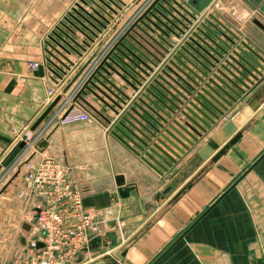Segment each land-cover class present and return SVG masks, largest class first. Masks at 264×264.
Segmentation results:
<instances>
[{
	"label": "crops",
	"instance_id": "1",
	"mask_svg": "<svg viewBox=\"0 0 264 264\" xmlns=\"http://www.w3.org/2000/svg\"><path fill=\"white\" fill-rule=\"evenodd\" d=\"M164 1L190 21L183 35L165 38L173 47L212 15L264 59V32L251 23L256 13L247 0H173L178 8ZM102 2L111 10L104 8L109 17L101 15L102 27L86 18L91 27L73 13L79 5L94 9L87 0H0V232H9L0 238V264H11L20 251L16 235L25 240L30 234L39 201L23 196V171L43 159L67 169L82 205L100 218L96 246L70 264H264V72L178 159L156 172L141 161V152L114 136H120L113 129L118 116L92 94L85 91L82 98L108 124L82 105L77 107L89 120L59 122L84 75L153 0ZM72 17L87 28L82 32L90 39L73 30L71 37L83 48L73 47L79 56L53 35L63 38L56 28L68 34L60 24L71 29L66 20L76 25ZM259 20L264 25L263 17ZM157 34L154 30L150 36ZM49 38L68 50L63 55L70 64L51 51L48 45L62 53ZM159 60L147 77L130 66L143 80L122 66L140 83L128 80L136 91L111 74L112 83L130 99L120 110L106 101L118 115L164 70L167 54ZM56 96L59 101L31 131ZM26 131L32 145L3 168Z\"/></svg>",
	"mask_w": 264,
	"mask_h": 264
},
{
	"label": "water",
	"instance_id": "2",
	"mask_svg": "<svg viewBox=\"0 0 264 264\" xmlns=\"http://www.w3.org/2000/svg\"><path fill=\"white\" fill-rule=\"evenodd\" d=\"M87 1L95 10H92V15L86 12V16L96 25L102 27L99 20L103 22L105 20L101 15L109 17L104 8L108 11L111 10L101 0H96L100 5L93 0ZM169 1L176 8L179 7L173 0ZM247 2L255 9L256 13L255 17L251 19V23L264 32V25L259 20L262 17L264 19V0H247ZM81 3L84 2L81 1ZM183 13L190 20H194V17L187 12L183 11ZM208 18L209 21L199 23L184 41L173 47L165 38L171 35L177 39L178 34L183 35V31H187L190 21L169 6L166 1L153 0L122 32L85 77L61 118L71 110L72 104H76L87 107L105 124L109 123L107 118L83 100L82 96L86 91L92 94L106 109L118 116L113 129L121 137L116 134L114 136L128 149L133 151L125 141L141 152L140 159L146 166L156 172H158L157 168L163 169L162 165L169 166L183 154L186 145H191L200 133H203L218 119V116L222 115V112L226 111L230 103L234 102V99L243 92V89H246L247 85H251L252 81H256L257 77H261L264 72L263 58L246 43L239 41L237 35L212 15H208ZM82 20L91 26L85 18ZM66 22L74 31L90 41L77 26L67 20ZM75 23L87 31L83 24L76 20ZM60 25L70 36L60 28H56L65 40L57 34H53L54 37L66 49L79 56L80 54L73 47L80 51H83V48L71 37L74 35L73 30L63 24ZM154 30L158 32L155 39L150 36ZM49 41L62 53L48 45L51 51L66 64H70L63 55H68V50L52 38H49ZM81 44L86 46L83 41ZM168 49L170 52L167 51ZM48 54L59 65L65 67L55 56L51 53ZM163 54H167L164 70H161L142 89L138 97L130 103L128 111L118 115L107 102L120 110V105L124 106L125 101H130V99L124 94L122 87H117L112 83L111 74H115L126 86L136 91L134 85L140 87V83L123 67L143 80L131 67L142 76L147 77V72H151L150 67H156V63H159V59L163 58ZM66 90L67 88L64 92ZM59 99L60 97L56 96L51 101L46 110L34 122L30 128L31 131L36 128ZM26 147L28 146H25L23 141L18 142L1 166L6 168L10 165L16 155ZM116 180L121 181V176H117ZM21 229L28 231L29 226L22 224ZM97 242L98 238L92 239L90 246L95 247ZM16 244L26 246L25 240L20 234L16 235ZM40 247L42 244L36 242L34 249Z\"/></svg>",
	"mask_w": 264,
	"mask_h": 264
},
{
	"label": "built area",
	"instance_id": "3",
	"mask_svg": "<svg viewBox=\"0 0 264 264\" xmlns=\"http://www.w3.org/2000/svg\"><path fill=\"white\" fill-rule=\"evenodd\" d=\"M103 55L84 75L77 89ZM71 98L68 97L66 102L70 104ZM77 106L72 104L71 110L59 122L89 120L90 116ZM20 141L30 147L34 139L26 131ZM23 181V196H32L39 204L33 211L26 246L19 247L11 264H70L77 255L88 250L92 239L101 238L99 215L82 205L80 190L59 161L43 159L36 164H27ZM36 242L42 247L34 249Z\"/></svg>",
	"mask_w": 264,
	"mask_h": 264
},
{
	"label": "rangeland",
	"instance_id": "4",
	"mask_svg": "<svg viewBox=\"0 0 264 264\" xmlns=\"http://www.w3.org/2000/svg\"><path fill=\"white\" fill-rule=\"evenodd\" d=\"M93 1L96 2L98 5H100L96 0H93ZM102 1H103V0H102ZM79 4H80V3H79ZM76 8L79 9V10L77 9V11H78V12L80 11V13H81L85 18H88V17L86 16L87 14H85L86 12H87L88 14H91V15H92V10H95V8L93 7L94 9H88L89 11H85V10H83V9L80 7V5H79V6H76ZM74 10H75V9H74ZM142 12H143V11H142ZM142 12H141V13H142ZM141 13H140V14H141ZM140 14H139V15H140ZM74 15H75V13H74ZM77 17H78V16H77ZM78 18H79V17H78ZM73 25H74V24H73ZM76 25H77V24H76ZM76 25H75V26H76ZM77 27H78L81 31L83 30V28H81L80 26L77 25ZM71 29H72V28H71ZM72 30H73V29H72ZM83 31H84V30H83ZM79 34H80V33H79ZM82 36H83V35H82ZM8 233H9V232L6 233V232H4V231H3V232L1 231V232H0V238H5V239H6ZM5 234H6V235H5ZM10 234H11V232H10ZM6 243H7V242H6ZM17 247H19V246H17ZM6 248H7V247H6ZM17 249H18V248H17Z\"/></svg>",
	"mask_w": 264,
	"mask_h": 264
},
{
	"label": "trees",
	"instance_id": "5",
	"mask_svg": "<svg viewBox=\"0 0 264 264\" xmlns=\"http://www.w3.org/2000/svg\"><path fill=\"white\" fill-rule=\"evenodd\" d=\"M78 9V8H76ZM79 10V9H78ZM73 13H75V16H78L81 20L82 18H85L81 13L80 11L78 12L77 10H73ZM73 18V17H72ZM74 20L78 21L77 19L73 18ZM86 19V18H85Z\"/></svg>",
	"mask_w": 264,
	"mask_h": 264
}]
</instances>
